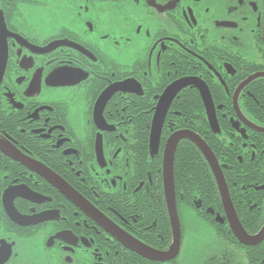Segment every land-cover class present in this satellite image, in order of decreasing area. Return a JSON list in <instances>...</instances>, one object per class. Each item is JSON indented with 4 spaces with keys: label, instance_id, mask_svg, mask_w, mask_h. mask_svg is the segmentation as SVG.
Here are the masks:
<instances>
[{
    "label": "flooded vegetation",
    "instance_id": "af4514ba",
    "mask_svg": "<svg viewBox=\"0 0 264 264\" xmlns=\"http://www.w3.org/2000/svg\"><path fill=\"white\" fill-rule=\"evenodd\" d=\"M184 80L206 86L218 133L187 83L150 156L159 97ZM181 132L205 144L216 138L215 153L206 146L237 220L256 236L264 228V0H0V264H184L183 236L195 230L211 235L222 255L190 264H264V239L237 242L215 177L186 139L172 164L176 256L151 261L126 247L134 240L157 253L172 249L162 162ZM186 143L211 181L182 180L177 152L185 165Z\"/></svg>",
    "mask_w": 264,
    "mask_h": 264
},
{
    "label": "water",
    "instance_id": "95a60500",
    "mask_svg": "<svg viewBox=\"0 0 264 264\" xmlns=\"http://www.w3.org/2000/svg\"><path fill=\"white\" fill-rule=\"evenodd\" d=\"M194 81L196 80H193L191 82H189V80H184L182 84H179V85L174 84L173 86H171V88L166 89V91L159 97V102L156 107V111H155V114L153 116L152 123H151V131H150V137H149L150 156H155L158 151L160 132H161V128L164 123V119H165L169 104L173 100L174 96L182 89V87L187 86V83H188V86H193L199 90L200 96L204 104L205 112L207 115L208 124L210 125L213 133H218V127H217L216 119H215L214 105L212 104V100L210 98L209 92L206 86L202 82L196 81L197 83H192ZM123 87L124 85H121L120 89L122 90ZM107 99H108V96L106 94H104L101 97L100 105H97L98 111H101ZM97 119L99 120V116H97ZM182 139H186L189 142H191L200 151V153L202 154V156L208 163V166L210 167L215 177L218 188L220 190V197L225 207L227 216L229 218V225H230L231 232L234 235L237 242L241 246H244V247L252 246V245H255L261 242L264 239V228L256 236H248L243 230V228L241 227L239 221L237 220V217L234 213V210L232 208L231 202L228 197V192H227V188L224 183L223 176L218 168L217 161L215 157L212 155V153L210 152L209 148L198 136L194 135L193 133L181 132V133L175 134L167 141L165 145L164 153H163V162H162V181H163V187H164V195H165V201L167 204L168 214L170 217L172 231H173L172 249L166 253H157V252H154L148 248H145L139 245L134 240H128L125 243L126 247L128 249H131L132 252H134L135 254L143 257L144 259L151 260V261L166 262V261L173 259L176 256V252H177L176 250L179 245L180 233H179L178 217L176 213L175 200H174V180H173L172 164H173V155H174L176 145ZM48 173L49 172H46L47 176H48ZM48 180L56 188H58L66 198L76 203H78L79 201V203L82 204L81 199L75 194V192L69 189L61 179L49 173ZM87 208H88V211H90L92 218L96 220L97 223L100 226H102V228L107 229L108 231L111 232L112 236L116 237L118 240H121L122 236L119 235L118 229L113 227L106 220L104 221L98 212H96L93 209H90L89 207ZM263 263H264V260H263Z\"/></svg>",
    "mask_w": 264,
    "mask_h": 264
},
{
    "label": "rangeland",
    "instance_id": "374dc122",
    "mask_svg": "<svg viewBox=\"0 0 264 264\" xmlns=\"http://www.w3.org/2000/svg\"><path fill=\"white\" fill-rule=\"evenodd\" d=\"M188 221L190 220L188 219ZM190 222L192 224L195 221ZM209 237L211 235L206 231H186L183 236L182 252L179 262L184 264L208 262L212 256L222 255L221 248H218V242L216 240L212 241Z\"/></svg>",
    "mask_w": 264,
    "mask_h": 264
},
{
    "label": "trees",
    "instance_id": "16d2710c",
    "mask_svg": "<svg viewBox=\"0 0 264 264\" xmlns=\"http://www.w3.org/2000/svg\"><path fill=\"white\" fill-rule=\"evenodd\" d=\"M191 99L192 98H190V101H191ZM195 106H197V105H191L192 111L190 112V115L192 113L196 112ZM198 106H201V105H198ZM209 136H210L209 138H205V142L208 145V147L211 149V151H213V153H215V151H214V149H215L214 143L215 142H213V141L216 140V138H213L210 134H209ZM185 145L187 146V149H188V161L185 165H181V155L179 154L180 151L177 152L179 166L184 167V171L182 174L183 175L182 180L188 181V182H196V181H199L201 176H202L205 181H208V180L211 181V177H210V173H209V170L207 168V165L204 162V160L201 158L198 151L190 143H186ZM182 147L183 146H181L179 148V150ZM175 172H176V170H175ZM175 178H177V177H175Z\"/></svg>",
    "mask_w": 264,
    "mask_h": 264
}]
</instances>
